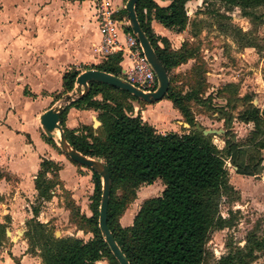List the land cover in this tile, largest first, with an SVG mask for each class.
Returning <instances> with one entry per match:
<instances>
[{
	"label": "trees",
	"instance_id": "16d2710c",
	"mask_svg": "<svg viewBox=\"0 0 264 264\" xmlns=\"http://www.w3.org/2000/svg\"><path fill=\"white\" fill-rule=\"evenodd\" d=\"M165 7L154 0H139L135 7L137 21L145 33L156 56L167 75L185 64L191 55L183 44L179 51L171 50L168 42L156 37L150 22L155 20L175 33L183 32L188 25L186 4L192 0H168ZM218 2L228 8H237L241 15L255 25L264 14L257 16L254 10L264 8V0H203ZM127 17L125 10L121 15ZM225 18L224 15L217 14ZM129 30V29H128ZM130 31V30H129ZM226 32L240 48H257L252 32L229 25ZM161 46H159V44ZM121 55L114 53L95 69L122 78ZM82 71L71 68L62 77V94L74 90L75 80ZM164 99L184 118L192 130L187 134H159L144 122L140 115L133 116L131 102L146 104L117 88L100 84H89V93L64 106L59 114V127L67 143L80 155L100 161L109 174L110 192L107 205V227L129 264H202L205 258L207 235L211 229L222 230L233 225L232 212L228 218L218 214V203L222 195L231 191L225 161L240 175L253 176L259 165L246 168L240 160L241 151L227 144L218 151L209 136L194 129V118L185 97L173 92L169 86ZM69 108L92 110L101 123L98 130L81 126L69 130L65 117ZM240 119L253 123L256 128L264 123V110L256 107L245 110ZM45 142L57 148L52 139ZM73 165L75 163L71 162ZM80 167V166H79ZM58 164L42 159L34 177L37 206L33 217L25 222L24 240L27 251L37 256L41 264H118L98 229V212L101 198V177L91 172L93 195L89 206L91 216L80 215L78 220L90 227L92 238L84 241L74 237L56 238L48 224L37 220L39 209L52 198V191L59 186ZM156 180L163 184L160 196L144 201L133 218L132 225L121 227L118 218L125 203L134 201L142 185H152ZM119 190V198L113 195ZM8 219L0 223V250L7 242ZM80 230V228H79ZM264 255V229L261 235L251 232L243 248H228L216 264H251L257 255Z\"/></svg>",
	"mask_w": 264,
	"mask_h": 264
},
{
	"label": "rangeland",
	"instance_id": "374dc122",
	"mask_svg": "<svg viewBox=\"0 0 264 264\" xmlns=\"http://www.w3.org/2000/svg\"><path fill=\"white\" fill-rule=\"evenodd\" d=\"M94 2L99 9L100 1L68 0V4L73 6L86 4L82 8L84 12H90ZM202 2L203 0H192L188 5V12L196 9L195 17L191 15L194 26L187 29L192 38L184 40L186 50L192 57L186 64L171 71L168 76L169 86L173 92L185 97L184 104L194 118V129L201 133L209 132L206 136L211 138L218 151L222 152L230 144L241 151L240 160L246 168L253 169L259 165L256 174L247 176L238 174L229 161H225L231 191L220 198L218 214L228 218L229 212H232L233 225L208 232L205 258L202 262L216 264L229 247L243 248L251 232L261 235L264 229V123L256 128L253 123H245L240 119L243 112L251 106L258 108L260 112L264 110V18L252 25L237 8H228L214 1L208 2L206 6ZM254 13L260 16L264 14V8H257ZM217 14L224 15L226 19L218 17ZM116 17L125 16L118 11ZM92 21L93 16L90 15L89 22ZM229 25L243 32H252L257 48H240L226 32ZM85 67L92 68L80 65L77 69L84 72ZM75 91L67 94L71 95ZM64 95L66 94L53 96L57 107L66 106L63 104ZM159 112L158 117L168 116L165 109H160ZM179 116L180 124L175 121L165 122L166 127L162 132L168 134L175 130L174 133L178 135L190 132L192 128ZM52 140L57 147L55 153L63 160L61 162H69L62 154L58 141L54 137ZM62 167L64 166L61 165ZM58 177L60 184L52 191L51 200L39 209V222L48 224L54 234L58 233L57 238H66L67 234L76 231L82 232L84 236L89 234L92 238L90 227L78 220L80 215L91 216V172L73 165V169L65 170ZM163 189L160 180L152 185H142L136 199L125 203L118 222L125 217L124 220H128V223L124 226H131L141 204L147 199L160 196ZM113 195L119 198L121 192L116 189ZM35 201L36 199H26L23 206L26 205L25 208L31 210L37 206ZM251 264H264V255H257Z\"/></svg>",
	"mask_w": 264,
	"mask_h": 264
},
{
	"label": "crops",
	"instance_id": "0c3cea01",
	"mask_svg": "<svg viewBox=\"0 0 264 264\" xmlns=\"http://www.w3.org/2000/svg\"><path fill=\"white\" fill-rule=\"evenodd\" d=\"M95 1L121 13L124 10L125 0ZM154 2L160 7L169 4L168 0ZM190 2L186 4L188 25L183 32L175 33L155 20L150 22L153 34L165 39L173 51L181 49L185 38H192L187 29L194 26L191 15L195 17L196 9L187 11ZM84 5L73 6L68 0H0V223L8 219L6 232L9 233L0 250V264H41L37 256L27 251L24 227L33 217V207L26 209L23 204L26 199H36L33 179L42 159L60 162L58 174L61 176L65 170L73 169L70 160V163L61 162L56 149L45 142L40 117L46 110L57 107L53 96L62 94V77L66 72L71 68L79 70L80 65L95 67L105 59L98 52L101 43L96 17L98 6L94 2L91 11L84 12ZM128 66V59L121 58V72ZM131 105L133 116L139 114L159 134H165L162 132L165 122L178 123L181 119L166 99L143 106L137 102ZM160 109H165L168 116L158 117ZM65 126L69 130L87 126L96 131L101 123L92 110L69 108ZM123 220L120 219V225L128 227L124 226L128 220ZM72 236L84 241L91 239L89 234L84 236L80 231L67 234ZM98 264L108 263L101 260Z\"/></svg>",
	"mask_w": 264,
	"mask_h": 264
},
{
	"label": "water",
	"instance_id": "95a60500",
	"mask_svg": "<svg viewBox=\"0 0 264 264\" xmlns=\"http://www.w3.org/2000/svg\"><path fill=\"white\" fill-rule=\"evenodd\" d=\"M139 0H127L124 6V10L128 19V27L131 33L136 37L143 55L147 59L150 67L152 68L156 80L157 88L154 92H142L137 88L130 85L122 78L112 76L110 74L90 69L79 74L75 80L76 91L71 95L63 96V104L68 105L70 102L76 99H82L89 93V84L100 83L105 84L119 90H122L131 96L135 97L141 102L146 104H154L164 99L169 89V78L166 70L156 56L153 48L151 47L149 40L145 33L141 29L139 22L137 21L135 14V7ZM64 106L52 107L46 110L40 117V125L44 135L47 138L53 139V133L58 130V146L62 154L68 158L71 162L80 167L97 172L101 177V198L98 212V229L103 236L104 242L108 246V249L118 264H129L125 256L115 243L108 227H107V205L110 192V180L109 174L105 166L97 160L90 159L80 155L76 152L66 141L60 127H59V114ZM209 132H202L204 136ZM9 235L8 232H6ZM57 238L58 233L56 232Z\"/></svg>",
	"mask_w": 264,
	"mask_h": 264
},
{
	"label": "built area",
	"instance_id": "2783aa9c",
	"mask_svg": "<svg viewBox=\"0 0 264 264\" xmlns=\"http://www.w3.org/2000/svg\"><path fill=\"white\" fill-rule=\"evenodd\" d=\"M117 9L101 3L97 11L98 31L101 43L98 52L106 57L119 53L121 58L126 57L129 66L122 70V79L142 92H154L157 88L155 74L136 37L129 31L128 19L117 18Z\"/></svg>",
	"mask_w": 264,
	"mask_h": 264
},
{
	"label": "bare ground",
	"instance_id": "6f19581e",
	"mask_svg": "<svg viewBox=\"0 0 264 264\" xmlns=\"http://www.w3.org/2000/svg\"><path fill=\"white\" fill-rule=\"evenodd\" d=\"M53 137L54 139H56L58 141V138H59V132L58 130H56L54 133H53Z\"/></svg>",
	"mask_w": 264,
	"mask_h": 264
}]
</instances>
